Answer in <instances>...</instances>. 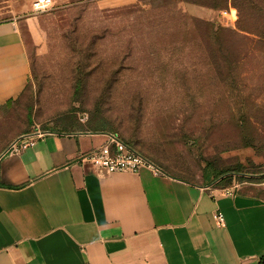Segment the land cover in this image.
I'll use <instances>...</instances> for the list:
<instances>
[{
    "label": "rangeland",
    "instance_id": "obj_1",
    "mask_svg": "<svg viewBox=\"0 0 264 264\" xmlns=\"http://www.w3.org/2000/svg\"><path fill=\"white\" fill-rule=\"evenodd\" d=\"M33 1L0 0L30 67L0 105V155L31 132H109L167 173L228 172L264 197V0ZM210 23L226 29L208 39Z\"/></svg>",
    "mask_w": 264,
    "mask_h": 264
},
{
    "label": "crops",
    "instance_id": "obj_2",
    "mask_svg": "<svg viewBox=\"0 0 264 264\" xmlns=\"http://www.w3.org/2000/svg\"><path fill=\"white\" fill-rule=\"evenodd\" d=\"M29 72L17 19L0 21V105L20 96ZM108 133L31 132L0 157V264H264L263 196L75 162Z\"/></svg>",
    "mask_w": 264,
    "mask_h": 264
},
{
    "label": "built area",
    "instance_id": "obj_3",
    "mask_svg": "<svg viewBox=\"0 0 264 264\" xmlns=\"http://www.w3.org/2000/svg\"><path fill=\"white\" fill-rule=\"evenodd\" d=\"M52 5L53 0H34L33 9L36 12H43ZM75 162L92 164L108 172H139L142 168L148 167L155 174L164 173L161 167L130 147L115 133H108L107 140L101 146L79 154ZM228 193H233V190ZM215 220L218 226L225 225L226 220L222 211L216 212Z\"/></svg>",
    "mask_w": 264,
    "mask_h": 264
},
{
    "label": "trees",
    "instance_id": "obj_4",
    "mask_svg": "<svg viewBox=\"0 0 264 264\" xmlns=\"http://www.w3.org/2000/svg\"><path fill=\"white\" fill-rule=\"evenodd\" d=\"M248 2L249 3H254L255 0H245V4L248 5ZM193 3V2H192ZM209 25V24H208ZM210 25H212L211 29L209 30V33L207 32V38L208 39H216L219 34L221 32H223L224 27H222L221 25L219 24H215V23H210ZM209 25V26H210ZM10 101H13V100H10ZM10 101H8L7 103H9ZM123 140V139H122ZM125 143H127L125 140H123ZM130 147H132L129 143H127ZM133 148V147H132ZM134 149V148H133ZM164 170V169H163ZM164 172H166L164 170ZM222 177V178H220ZM218 178H220L218 180ZM232 178L230 176V173L228 172H222V173H219L218 175H215V177L210 181V173L209 172H206L205 174V182L206 183H211V182H215V185H218V186H221V187H226V186H229V183L231 182ZM204 182V183H205ZM263 260H264V257H263Z\"/></svg>",
    "mask_w": 264,
    "mask_h": 264
},
{
    "label": "water",
    "instance_id": "obj_5",
    "mask_svg": "<svg viewBox=\"0 0 264 264\" xmlns=\"http://www.w3.org/2000/svg\"><path fill=\"white\" fill-rule=\"evenodd\" d=\"M22 137V136H21ZM21 137H19V138H21ZM18 138V139H19ZM18 139L16 140V141H14L12 144H11V146H9L8 147V149H6L1 155H0V157L5 153V152H7L17 141H18ZM222 178V177H221Z\"/></svg>",
    "mask_w": 264,
    "mask_h": 264
}]
</instances>
